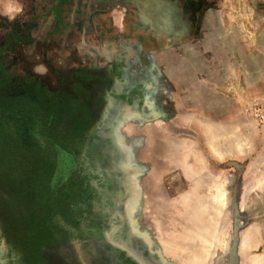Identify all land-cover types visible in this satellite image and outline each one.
<instances>
[{
    "label": "rangeland",
    "instance_id": "rangeland-1",
    "mask_svg": "<svg viewBox=\"0 0 264 264\" xmlns=\"http://www.w3.org/2000/svg\"><path fill=\"white\" fill-rule=\"evenodd\" d=\"M94 1L86 0L75 13L63 10L62 19L70 25L57 29L50 0H0V107L28 119L30 131L45 145L44 151L27 148L15 131L22 124L8 119L7 130L0 121V251L6 257L14 252L15 264H23L41 258L44 248L47 264V255L53 257L48 245L55 241L51 229L59 227L63 235L64 226L88 228L74 222L68 207L75 204L71 195L82 189L54 182L46 148L53 145L49 140L64 149L73 146L83 126L93 122L100 123L96 137L109 135L118 146L126 145L115 150L114 163L107 149L99 151L111 173L119 165L126 169L128 178L117 181L129 193L122 196L110 187L120 201L126 196L125 206L119 204L124 228L120 237L113 230L95 233L89 255L103 252L109 264H264V125L254 118L255 109L264 110V90L258 87L244 103L238 98V108L221 97V117L236 111L237 121L198 122L197 117L217 114V106L195 104L187 111L192 120L177 127L165 112L171 91L164 89V54L171 43L165 42L163 23L151 25L146 8L127 0ZM220 1L226 7L221 17L242 23L264 18V0ZM253 22L247 28L253 27L256 36L264 25ZM117 54L123 55V74L105 62ZM80 76L86 79L82 84L98 87L90 118L84 107L76 114L77 108L62 99L69 97V83H81ZM58 77L67 79L60 84ZM107 106L109 113L101 115ZM111 222L116 224L115 218ZM252 228L255 236L246 246L243 238ZM64 241L53 249L61 264H87L78 240Z\"/></svg>",
    "mask_w": 264,
    "mask_h": 264
},
{
    "label": "crops",
    "instance_id": "crops-1",
    "mask_svg": "<svg viewBox=\"0 0 264 264\" xmlns=\"http://www.w3.org/2000/svg\"><path fill=\"white\" fill-rule=\"evenodd\" d=\"M224 7L220 0L203 1L200 16L195 14L191 17L193 13L186 14L185 9L196 10L197 4L187 2L177 7L165 3L156 17L150 15L151 25L154 23L157 27L163 23L165 42L171 43L164 54V89L171 91L170 97L165 99V112L171 114L172 122H178L177 127L192 120L187 111L195 104L217 106L213 110L217 114H210L207 119L203 115L202 120L197 117L198 122L237 121L236 111L232 116L226 114L221 117V97H226L229 105L238 108L250 101L258 87L264 90V31L252 36L254 28H247L253 26V21L256 26L264 25V18H251L248 23H242L221 17ZM211 10L216 16L211 15ZM252 37H256V40H252ZM256 60L261 61L260 66L255 64ZM255 74L260 75L261 84L257 83L258 77L254 82ZM240 77L245 83L240 81ZM238 98L242 99V103H238ZM202 99L208 103H202ZM173 115L177 116L173 118Z\"/></svg>",
    "mask_w": 264,
    "mask_h": 264
},
{
    "label": "flooded vegetation",
    "instance_id": "flooded-vegetation-1",
    "mask_svg": "<svg viewBox=\"0 0 264 264\" xmlns=\"http://www.w3.org/2000/svg\"><path fill=\"white\" fill-rule=\"evenodd\" d=\"M104 1L105 0H95L94 3L95 2L100 3V2H104ZM127 1H129V3H131V4L134 3V5H136V6H141L142 8L144 6V8H146V10L148 11L149 15H153L154 17H156L158 15V13L161 12L159 10L162 8V6L165 5V3H167V5H169V6L175 5L177 7L178 6L180 7L181 3H187V2L197 4L198 8L196 10L187 11L185 9L184 13H186V14H189L190 12L193 13V14H191V17L194 16L195 14L197 15V17H199L200 13L202 12L201 10L203 8V0H127ZM105 2L112 4L113 0H106ZM49 3H50V5L48 7L49 15L51 17L53 24L57 28L58 25L59 26L70 25V23H68V22L65 23L62 19L63 18L62 17L63 10H69L70 13H73L75 8H77L80 5L85 6L87 2H86V0H84V1H82V0L81 1L50 0ZM184 7H185V5L183 4V6H182L183 11H184ZM75 12H76V10L74 11V13ZM149 20H150V18H149ZM154 22H155V20H154ZM122 54L121 55L117 54L116 56H113L110 61L108 59H106L105 62L109 65H114V67L118 70V72L123 74L124 73V65H123L124 61L121 59L123 57ZM107 58H108V56H107ZM119 63H121V64H119ZM0 78H2L1 75H0ZM66 79H67L66 77H58L59 82L61 81L60 84L62 82L64 83V81H66ZM80 81H81V83L78 85H75L76 83L74 84L73 82L69 83L67 85V87H69V90H68L69 91L68 92L69 97L67 99L66 98H62V99L66 100L65 104L74 105L77 108V110L75 109L76 114L81 112V109H78V108L84 107L87 110V116L90 118L92 116V108H90V107L92 105H94L96 102H98V100H99L98 98L96 99V97H95L96 96V88H98V87L95 85L87 86L85 84H82L84 81H86V79L83 78L82 76H80ZM59 82L57 83L56 89L58 92L60 91L59 93H61V91L64 90V88H63V85L62 86L59 85ZM103 83L106 84V86L104 88H107L108 83L106 81H103ZM120 83H123V81H121ZM0 89H2V88H0ZM103 96H105V95H103ZM59 98H61V95ZM126 99L127 98H124V100H126ZM107 109H108V106L105 107V109L101 110L100 114L104 115V114L109 113ZM112 110H113V108H112ZM72 112L75 113V111H72ZM7 113L8 112L5 111V109H2L0 107V115L3 116V117L0 116V121L1 122L3 121L4 128L7 130L8 129L11 130L10 125H12V124H10V122H12V121L8 120V119L15 118V121H18V123L22 124L21 127H18V130L17 129L15 130L17 132L19 138L21 139V141H24L23 143H26L29 145V146H27V148L29 147L30 149H38L41 151V149H43V147L45 145L39 139V137L37 136V134L35 132L30 131V126H33V124L29 126V120L23 118V116L19 115L17 117H14L11 114L7 115ZM89 118H88V120H89ZM83 132H85V133L80 134V136H82V135H83V137L87 136L88 131L83 130ZM19 134L20 135L23 134V136H24L23 140H22V135L20 136ZM94 135L96 136L95 133H94ZM49 144H53V145L47 146V148H46L48 151L47 153L51 154V156L53 158V163L55 166L53 180L55 183H58L59 185L60 184L67 185L68 182H71L72 186L77 184V187L82 189V191H83L82 194H80V195L77 194L78 196L76 194L71 195L72 196L71 198L73 201L71 200L70 203L75 202V204L72 207H71V205H68V207L73 209L72 215H74V222L78 221L79 224L82 223V224L89 225V226H88V228H80L79 231L78 230L76 231L73 228L67 229V226H64V227H62V229H63L62 234L63 235H60L61 230L58 229L59 227L51 229L52 230L51 234L54 233L53 237H55V241H53L54 243L48 245L49 246L48 250H50L48 253H49V255H53V257L50 258L47 255V259H48L47 264H61V261L58 258H56V256H55L56 251H53V249H55L56 246L59 245L60 243H62L65 239H67L69 241L78 240L79 244L82 245V246H80L78 253H79L82 261L86 262L87 264H109V257L107 255H105V253H103V252L98 253L97 257H92V255H89V253H91V252L89 251L90 249H88L90 239H92L94 237L95 233L100 231L99 234H101V232H103V231L104 232L109 231V230L112 231L113 228H115V227H110L113 222H111L109 219L104 218L101 213L94 214V215L92 214L94 204L99 202V197H97V195L93 194V190H96V188L104 190L106 183L102 182V183H100V185L97 183L94 184V180H91L83 172H80L78 170L79 169V167L77 166L78 163H76V169H75V167L73 166V162L71 160H70V163H71L72 167L71 166L68 167V165H67L68 161H66L65 156H61V158L59 159L60 156L54 148V146H57V145L54 144V142H52L51 140H49ZM36 145H38V146H36ZM58 147H60V146L58 145ZM60 148L66 153L65 154L66 156L70 157V155L72 153L71 151L73 150L72 149L73 146L69 145L68 148H65V149L62 147H60ZM43 151H44V149H43ZM63 168L66 170V173H65V175L61 176L59 172H62ZM55 179H57V180H55ZM109 181H111V179ZM118 181L116 179L115 181L112 180V182H111L115 191H118V188L120 185V184H118ZM102 184H103V187H102ZM113 198L120 201L119 198L115 195H113ZM77 200L80 203L76 204ZM89 211H91V212H89ZM88 212L90 213L89 216H88ZM78 215H79V217H78ZM101 215H102V217H101ZM86 216H88V217L86 218ZM118 217L119 216L117 215V218L115 219L116 224H118V221H120V220H118ZM107 222H109L111 225L110 226L107 225L108 224ZM57 231H58V233H56ZM55 233L57 235H55ZM77 235H79V238ZM43 249H41L42 250V256L39 252L41 250H39L38 248L35 249V251H37L39 253V255L41 256V258H38V256L34 252L36 257L33 258V263H28L26 261L23 264H44L45 257H44V252H43L44 250ZM51 250H52V252H51ZM7 253H9V252L6 251V254ZM13 253L14 252L11 251V253H9V256L6 257V256H4L5 253L3 251H0V264H15L14 259L12 258Z\"/></svg>",
    "mask_w": 264,
    "mask_h": 264
},
{
    "label": "water",
    "instance_id": "water-1",
    "mask_svg": "<svg viewBox=\"0 0 264 264\" xmlns=\"http://www.w3.org/2000/svg\"><path fill=\"white\" fill-rule=\"evenodd\" d=\"M100 124V123H99ZM99 124L95 125L93 123H89V125L83 126V130H87L88 134L87 136H78L77 137V143L73 145V150L71 151L70 157L66 156L65 152L58 146H54L56 149V152L59 154V159L61 156H65V159L67 162L68 167H72L70 160L73 162V166L76 169V163L77 166L79 167V171L83 172L86 176H88L91 180H94V184H99L100 183H106L105 184V189H97L93 190V194L97 195L99 197V202L95 203L94 206L95 208L93 209L92 214H99L101 213L104 218L109 219L110 221L114 220V218L118 217V224H110L107 222V225H111L110 227H115L113 228V231L117 233V235L120 237V234H122V230L124 228V217H120V215L123 214V210L120 209L121 205H124V201L126 200V196L128 195L129 191L127 190V187H125L124 184H121L119 186L117 193L122 194V196H125L124 201H118L113 198V194L110 190V187H112L113 191V186H112V179L111 177H117V178H122L125 180L128 178V175L126 174V169L124 170L122 166L116 167L113 169L112 173L110 172V169L108 168V162H106V157L103 155L101 151H99L100 147L103 149H107V152L110 153L109 155L110 158L109 160L114 163V153L115 150H123L120 146H126L124 144H118L111 139V136H103V137H96L93 133L96 132L98 129H100ZM82 133V132H81ZM79 133V135L81 134ZM85 132H83L84 134ZM97 139H100L97 141ZM109 140V141H108ZM119 143V142H118ZM100 144V145H99ZM98 149V150H97ZM132 150V149H131ZM130 150V151H131ZM96 152V153H95ZM112 152V153H111ZM118 152V151H117ZM117 154V153H116ZM128 154V153H127ZM60 161V160H59ZM62 172H59L61 176L65 175L66 170L63 168ZM58 173V174H59ZM121 174V177L119 176ZM116 178V179H117ZM111 179V181H109ZM129 182V181H128ZM111 184V185H110ZM125 184H127V181H125ZM103 187V184H102ZM117 207H116V203ZM121 202V205H119ZM116 214V215H115ZM101 215V217H102ZM124 215V214H123ZM121 239V238H120Z\"/></svg>",
    "mask_w": 264,
    "mask_h": 264
},
{
    "label": "bare ground",
    "instance_id": "bare-ground-1",
    "mask_svg": "<svg viewBox=\"0 0 264 264\" xmlns=\"http://www.w3.org/2000/svg\"><path fill=\"white\" fill-rule=\"evenodd\" d=\"M218 205H219V204H216V207L219 208ZM254 236H255V231H254L253 228L250 229V230H247L246 233H245V237L243 238L244 240H243L242 243H243V244H246V246L249 245L250 242L252 241V239H253ZM246 246H245V247H246ZM245 247H244V248H245Z\"/></svg>",
    "mask_w": 264,
    "mask_h": 264
},
{
    "label": "built area",
    "instance_id": "built-area-1",
    "mask_svg": "<svg viewBox=\"0 0 264 264\" xmlns=\"http://www.w3.org/2000/svg\"><path fill=\"white\" fill-rule=\"evenodd\" d=\"M254 118H255V121L259 125H264V110L263 109H255L254 110Z\"/></svg>",
    "mask_w": 264,
    "mask_h": 264
},
{
    "label": "clouds",
    "instance_id": "clouds-1",
    "mask_svg": "<svg viewBox=\"0 0 264 264\" xmlns=\"http://www.w3.org/2000/svg\"><path fill=\"white\" fill-rule=\"evenodd\" d=\"M21 11H22V8H17V9H16V12H17V13H19V12H21ZM9 18H10V19H14L15 17H14V16H10Z\"/></svg>",
    "mask_w": 264,
    "mask_h": 264
}]
</instances>
